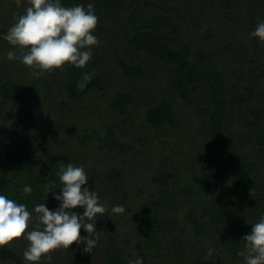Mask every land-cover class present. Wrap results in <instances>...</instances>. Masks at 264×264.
Masks as SVG:
<instances>
[{"label":"trees","instance_id":"obj_1","mask_svg":"<svg viewBox=\"0 0 264 264\" xmlns=\"http://www.w3.org/2000/svg\"><path fill=\"white\" fill-rule=\"evenodd\" d=\"M25 1L17 7L15 0H0V100L26 102L0 115V129L7 130L8 142L12 127L21 123L27 138L11 145L13 157H0V195L33 212L36 204L47 207L56 200L45 185L55 182L52 191L61 194V163L82 166L90 191L97 193L100 184H107L114 194L100 197L108 212L104 224H95L99 240L92 253L83 252L86 245L69 249L81 262L168 261L161 237L173 229L180 235L178 245L186 246L192 258L185 264H244L237 255L241 240L264 215L259 164L264 158V44L234 24L244 11L254 27L264 0H208L222 9L223 17H199L202 22L195 27L193 16L185 20L189 0H152L166 4V11L148 15H141L133 0H61L65 7L92 4L98 16L92 33L99 40L96 56L84 68L65 65L38 78L33 69L7 59L9 51H19L3 39L29 6ZM122 4L127 5L128 30L120 40L136 52L133 61L105 40L104 15ZM204 25L205 37L199 34ZM184 35L194 38L181 40ZM148 66L157 67L156 81L144 78ZM107 70L131 83H112ZM84 73L93 79L80 90ZM196 95L203 97L200 103ZM182 107L194 109L193 123L184 122ZM33 111L45 125L48 144L42 149L36 132L26 126ZM122 156L138 158L135 169L126 171ZM139 159L154 169L138 183L144 164ZM25 185L32 188L30 194L23 192ZM115 205L125 212L113 214ZM72 211L82 215L84 210ZM181 248L173 253L178 261ZM197 254L201 263L194 259ZM41 259L53 264L55 256ZM0 264L26 262L10 244L0 248Z\"/></svg>","mask_w":264,"mask_h":264},{"label":"clouds","instance_id":"obj_2","mask_svg":"<svg viewBox=\"0 0 264 264\" xmlns=\"http://www.w3.org/2000/svg\"><path fill=\"white\" fill-rule=\"evenodd\" d=\"M15 2L19 7L22 0ZM27 3L29 6L24 14L14 18L15 22L3 36L19 51V55L9 51L7 59L33 69L37 78L63 70L65 65L84 68L92 59V47L99 44L92 34L98 25L92 4L85 8L82 4L65 7L61 0H27ZM250 36L264 44V21L258 23ZM92 79L93 74L84 73L77 87L83 90ZM57 176L62 185L60 195L52 191L55 182L45 185V191L60 202L55 211L49 210L45 203H38L33 209V217L25 204L0 195V248L21 238L27 240L28 245L23 251L26 264H39L42 256L61 248L69 249L74 243L85 244L83 252L92 253L99 240L96 218L103 217L108 207L100 203L96 192L85 186L89 181L85 169L61 163ZM23 192L30 194L32 188L25 185ZM76 208H82L83 214L72 211ZM111 212L123 214L125 208L115 205ZM81 229L87 232L86 237L81 236ZM241 241L244 242L243 249L237 255L243 257L244 264H264V215L252 224L250 234L243 236ZM212 254L209 249L208 255ZM129 264H143V259L135 258Z\"/></svg>","mask_w":264,"mask_h":264},{"label":"rangeland","instance_id":"obj_3","mask_svg":"<svg viewBox=\"0 0 264 264\" xmlns=\"http://www.w3.org/2000/svg\"><path fill=\"white\" fill-rule=\"evenodd\" d=\"M135 7L137 9V11L139 13H141V15H148L150 13H153L155 11L157 12H161V11H166L165 10V6L166 4H164L161 1H148L147 0H133ZM191 7H188L187 9H190L189 13H185V20H189L191 19V16L193 20L190 21V24H193V26L195 27L196 23H200L202 22L201 19H199V17H206V20L209 21H214L215 18H222L223 17V11L222 9L215 3L210 2L208 0H189L188 2ZM25 4H28L27 1H25ZM254 3H253V7H254ZM189 6V5H188ZM161 10V11H159ZM183 11V9H182ZM184 12V11H183ZM244 11H240L239 12V16H236L237 19L235 21L234 24V28L240 29V30H245L247 31L249 34L255 30V28L257 27L258 23L261 21H264V12H258L257 15L255 16V25L253 27V25L251 24V22L248 20V18L246 17V15H244L243 13ZM4 13H1L0 11V16L3 15ZM206 22H204L203 24H205ZM103 24L106 26L107 28V33H106V41L110 40L111 42L115 43L118 47L119 52L122 54L123 58L128 60V61H133V59H135L136 56V52L131 49L130 47H128L123 41H121L120 36L123 35L127 30H128V23H127V5L126 4H122L119 8H117L116 10L113 11H109L104 15V21ZM205 25L203 27H201V31L199 34L204 35V29ZM203 31V32H202ZM197 37V36H195ZM205 37V35L203 36ZM194 38V36H189V35H184L181 40H186V39H192ZM198 38V37H197ZM253 38V37H252ZM97 46H93L92 48V58H95L94 56H96L94 54V49H96ZM100 55L102 54L101 52L99 53ZM98 54V55H99ZM109 67V66H108ZM107 68V67H106ZM157 67L156 69L153 66H148L145 76L144 78H147V81H153V80H157L158 79V75L159 72L157 71ZM111 71L107 70V75H110ZM117 74V73H116ZM112 77V75H110ZM114 78L113 81L111 79V82H119L121 80L126 81V84L131 83L130 79H126L124 77H122L121 75H116V77H112ZM202 96L200 95H196L195 96V100L196 102H201L202 100ZM24 104L26 105L25 100L24 101H3L0 100V115H3L4 113H10V112H16L18 110H20V108H22V106H24ZM37 111H33V119L29 118L27 119L28 121V125L26 126H30V128L36 132L37 137H39V139L37 140V142L39 143L40 148H44L47 146L48 144V140L47 137L43 134L45 129V125L40 122V119L38 118V116H36ZM182 116H183V120L185 123H193L195 121V112L194 109L191 107H182ZM42 123V125H41ZM236 123H238L237 119H236ZM23 126L21 123L18 125H14L12 127V134L10 131L6 132L9 133L11 135H13V139L5 142L4 141V137H5V131H7L6 129L3 131L2 129H0V157L8 160L11 157H13V151H12V146L15 143L21 142L22 140L27 139L25 136H23ZM11 138V137H10ZM130 158V157H129ZM128 157L122 156L121 159L122 160V165L123 167H126L125 170L128 171L129 169L134 168L132 165H135V163H137L136 161L138 160V158L136 159H129ZM42 160V155H39L38 157V161ZM126 160V161H125ZM142 160L141 162L144 164L142 165L141 169H139L138 171H140L141 173L139 174L140 177L138 178L139 180L141 178L139 182H141L142 180L145 181V177H148V175L153 172L154 166L149 165L150 163L146 162L143 159H139ZM148 161H150L149 159H146ZM259 164H260V169L261 172L264 173V158L259 159ZM118 162V160H117ZM135 169V168H134ZM130 175V174H129ZM127 176V175H126ZM132 176V173L131 175ZM131 179V178H130ZM136 179V178H135ZM137 180V179H136ZM129 181V180H128ZM142 184V183H141ZM126 186H128L126 184ZM144 187V186H143ZM139 188V187H138ZM111 193L114 194V190L111 188V186L107 185V184H100V186L97 189V194L100 197H110ZM141 193V190H140ZM142 194V193H141ZM114 197L112 196L111 199H113ZM102 199V198H100ZM105 200V199H104ZM60 202L57 200H51L47 203V208L49 210L55 211L58 207H59ZM259 220V218H258ZM96 224H104V216H97L96 218ZM114 224V223H113ZM116 224V223H115ZM118 225V224H116ZM119 227L120 226H116ZM31 230V229H30ZM81 236L86 237L87 234L86 232L81 229ZM162 242L165 246V248L167 249V251L169 252V260H159L157 259V261H154V264H185V263H189L188 261H191V256L190 253L187 249V247H180L179 241H180V235L177 231L171 229L169 230V234H163L162 235ZM14 248L20 252L23 255V251L24 249L27 247L28 245V241L21 238L19 240L13 241L11 243ZM81 246H85V244H73L69 247V249H76L79 248ZM181 248L180 250V255H181V260L182 261H178L175 256L173 255V253H176V251ZM69 249H58L52 252V254L55 256L54 262L53 264H100L98 260H96V258L94 259H90L89 262L87 263H83L80 260H78L77 258H75L74 256L71 255V253H69ZM199 257V255L197 254L195 256L194 259H196L197 263H201L202 259L197 258ZM39 264H47L46 262H44L42 259L40 260ZM194 264V263H191Z\"/></svg>","mask_w":264,"mask_h":264}]
</instances>
